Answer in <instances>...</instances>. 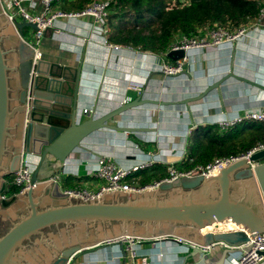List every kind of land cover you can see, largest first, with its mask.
<instances>
[{"label": "water", "instance_id": "95a60500", "mask_svg": "<svg viewBox=\"0 0 264 264\" xmlns=\"http://www.w3.org/2000/svg\"><path fill=\"white\" fill-rule=\"evenodd\" d=\"M25 28L38 29L26 21L12 22L0 3V264H72L84 249L125 236L238 247L264 233V148L241 155L214 176L176 179L142 192L114 190L84 201L68 194L59 182L40 181L36 169L35 186L12 194L6 179L19 168L23 151L38 157L40 164H52V158L64 165L83 140L100 129L148 130L110 123L119 115L145 104H167L135 98L103 116L83 120L82 64L75 68L43 58L34 63L36 49L22 36ZM168 57L176 62L186 51H170ZM230 76L184 102L203 99ZM4 194L9 196L2 198ZM225 222L243 230L224 225L223 232L202 233ZM192 249L195 253L189 257L202 259L199 264H224L228 255L240 251L225 249L213 262L204 259L201 249Z\"/></svg>", "mask_w": 264, "mask_h": 264}, {"label": "crops", "instance_id": "0c3cea01", "mask_svg": "<svg viewBox=\"0 0 264 264\" xmlns=\"http://www.w3.org/2000/svg\"><path fill=\"white\" fill-rule=\"evenodd\" d=\"M25 6L29 9L28 4ZM36 10L41 11L40 4ZM242 27H246L248 37H241L232 44L187 51L186 71L165 82L161 55L122 45L120 50L107 49L108 36L93 24L91 17L56 21L54 28L45 32L37 48L43 59L75 68L82 64L79 114L83 120L92 118L84 115L86 109L95 110V117H100L122 106L128 93L126 84L129 79L136 78L146 86L144 93L135 98L167 104H145L119 115L110 123L148 130L123 133L100 129L85 138L64 165L52 158L48 160L52 164H40L38 157H31L33 170L38 169L39 180L56 178L65 190H97L101 181L93 173L98 157L107 155L117 164L129 167L146 160L147 151L153 150L158 163L139 172L130 182L137 184L144 173L153 174L157 167L167 171L169 165H182L188 156L190 137L195 131L217 126L222 119L262 109L264 44L255 38L264 40V19H256ZM31 32L32 29L27 34L23 31L22 36L29 38ZM231 74L233 76L210 90L203 99L184 102L202 95ZM260 126L264 127V123L247 122L236 127L248 131ZM135 144L140 146V150L134 149ZM137 251L151 264H199L202 260L189 257L195 251L174 238L142 242ZM224 251V248L217 247L212 254L206 253L204 259L217 262ZM240 256L241 252L230 254L224 264H237ZM72 264H128V260L121 243H105L79 252Z\"/></svg>", "mask_w": 264, "mask_h": 264}, {"label": "built area", "instance_id": "2783aa9c", "mask_svg": "<svg viewBox=\"0 0 264 264\" xmlns=\"http://www.w3.org/2000/svg\"><path fill=\"white\" fill-rule=\"evenodd\" d=\"M57 0H0L4 11L9 16L12 22L26 21L28 23L36 24L38 29L32 30L29 38L23 36L24 39L30 40L33 47L36 49V57L34 63L39 59L43 58L38 48L41 45V41L44 37L45 32L54 28L56 21L59 19H76L82 17H91L93 24L99 26L103 34L108 36L109 23L108 18L110 15V5L112 0H95L87 8L77 12H64L55 10L53 5ZM26 4L29 5V9L26 8ZM37 4H40L41 11L37 12ZM257 19H264V7L261 9ZM246 27H240L235 30H231L225 27H212L198 32L197 38H181L178 39L170 51L184 50L190 51L195 49L196 46L199 48L204 47H218L227 43H234L241 37H248ZM258 42L264 44V40L256 39ZM105 46L109 50H120L122 46L112 44L108 40ZM128 48V47H127ZM169 51V52H170ZM168 52V53H169ZM162 56L161 70L163 73L173 75L174 73L181 72L183 65L186 63L187 58L177 60L176 62L170 63ZM145 83L138 79H129L126 84L127 94L123 99V105L131 103L135 96H141L145 91ZM29 96V95H28ZM29 98V97H28ZM84 115L95 117L96 112L93 109H86ZM247 122L264 123V107L258 111H248L242 115L230 119H222L218 121L217 126L221 131L225 132L238 125ZM127 136V134H126ZM126 148V146H124ZM264 148V144H259L256 148L251 150L249 154L261 150ZM135 150H140V146L135 144ZM248 154V153H247ZM148 158L140 161L132 166L123 167L117 164L114 159L107 155L98 157L96 161L95 171L93 176L101 181V184L97 190H89L87 188H79L74 190H67V193L74 197L82 198L84 201L98 198L103 195L104 192H110L114 190H123L128 193L131 192H142L158 188L162 183L172 182L176 179L182 178H195V177H209L216 175L221 169L231 164L232 162L241 158V156L230 157V158H219L215 159L209 164L197 165L189 169L179 168L178 165H169L167 168V176L161 180H155L148 185L143 187L135 186L131 184V180L136 179L137 174L141 171L152 168L158 163L155 158V152L153 150L147 151ZM186 157L185 161L187 160ZM33 164L31 156L26 154L24 151L21 153L20 164L17 171L6 179L7 186L11 189L12 194L18 195L25 193L30 187L35 186V182L32 180L33 175ZM55 182H59L58 179L52 178ZM9 194H4L2 198L8 197ZM234 231L243 230L242 227L232 226ZM208 228V227H207ZM206 228V229H207ZM202 230V233H220L224 231L223 228L210 227V230ZM149 241L141 238H135L131 236H125L119 238L110 243H121L126 254L128 264H151L149 259L145 256L138 254L137 246L142 242ZM180 243H188L192 248H198L206 253H213L217 250V247L224 249H238L241 252V256L237 264H264V257L260 255L264 252V233L259 234L255 237H250L249 241L241 246L232 247L223 242L214 243L208 246H200L195 243L185 242L182 239H176ZM249 250L244 251V249Z\"/></svg>", "mask_w": 264, "mask_h": 264}, {"label": "trees", "instance_id": "16d2710c", "mask_svg": "<svg viewBox=\"0 0 264 264\" xmlns=\"http://www.w3.org/2000/svg\"><path fill=\"white\" fill-rule=\"evenodd\" d=\"M95 0H57L53 7L77 12ZM264 0H112L108 18V41L132 49L168 57L173 44L181 38H197L198 32L212 27L231 30L256 20ZM221 131L209 126L190 137L188 158L179 168L189 169L219 158L237 157L264 144V127ZM167 176L165 168L144 173L135 186L143 187Z\"/></svg>", "mask_w": 264, "mask_h": 264}, {"label": "rangeland", "instance_id": "374dc122", "mask_svg": "<svg viewBox=\"0 0 264 264\" xmlns=\"http://www.w3.org/2000/svg\"><path fill=\"white\" fill-rule=\"evenodd\" d=\"M56 9L59 10L58 8H56ZM59 11H61V10H59ZM29 31H30L29 28H25V29H24V33H25V34L29 33ZM194 50H198V46H196ZM187 63H188V62H186V63L183 65V70H182L181 72H178V73H176V74L174 73L173 75H169V74L163 73V71L161 70L162 73H163V75H164V81H165V82L171 81L172 79H174V78L178 77L179 75H181L184 71H186L185 69H186Z\"/></svg>", "mask_w": 264, "mask_h": 264}, {"label": "bare ground", "instance_id": "6f19581e", "mask_svg": "<svg viewBox=\"0 0 264 264\" xmlns=\"http://www.w3.org/2000/svg\"><path fill=\"white\" fill-rule=\"evenodd\" d=\"M224 225H229V226H235L233 224H229V222H225L224 224H217L216 226L214 227H217V228H223ZM206 230H210V227H208Z\"/></svg>", "mask_w": 264, "mask_h": 264}]
</instances>
